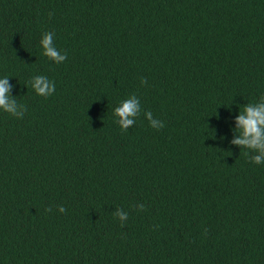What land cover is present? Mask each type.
I'll return each instance as SVG.
<instances>
[{"label": "trees", "instance_id": "trees-1", "mask_svg": "<svg viewBox=\"0 0 264 264\" xmlns=\"http://www.w3.org/2000/svg\"><path fill=\"white\" fill-rule=\"evenodd\" d=\"M5 76L27 111H0V264H264V164L230 143L264 96V0H0Z\"/></svg>", "mask_w": 264, "mask_h": 264}, {"label": "clouds", "instance_id": "clouds-1", "mask_svg": "<svg viewBox=\"0 0 264 264\" xmlns=\"http://www.w3.org/2000/svg\"><path fill=\"white\" fill-rule=\"evenodd\" d=\"M54 33L45 32L40 40V46L43 49V56L48 60L59 65L66 61L67 53L58 50L54 43ZM30 85L35 93L39 96L48 98L55 91V83L44 75H36L30 80ZM145 78L141 77V84H146ZM13 85L9 83V77L0 78V111H3L12 117L22 119L27 108L17 102L16 97L11 95ZM142 109L139 98L132 94L127 99L120 102L119 106L114 109L115 122L119 125L122 132H126L136 123L137 118L141 115ZM145 119L148 120L149 126L153 129L160 130L165 127L163 121L153 117L151 111L143 112ZM234 138L230 141L232 145L240 149H247L246 155H250L251 162L260 165L264 164V96H261L256 103H247L243 110L235 117V127L233 129ZM139 210L143 211L144 205H137ZM52 209L46 208V212ZM58 211L64 213L66 209L58 206ZM114 216L120 221L121 227L128 220V213L120 208L114 211Z\"/></svg>", "mask_w": 264, "mask_h": 264}]
</instances>
